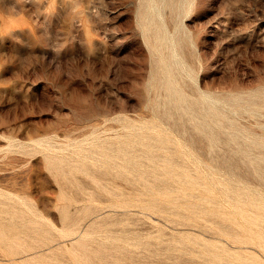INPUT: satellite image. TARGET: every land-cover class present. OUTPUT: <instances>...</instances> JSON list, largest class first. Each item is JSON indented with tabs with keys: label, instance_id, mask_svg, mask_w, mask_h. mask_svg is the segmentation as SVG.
Segmentation results:
<instances>
[{
	"label": "rangeland",
	"instance_id": "1",
	"mask_svg": "<svg viewBox=\"0 0 264 264\" xmlns=\"http://www.w3.org/2000/svg\"><path fill=\"white\" fill-rule=\"evenodd\" d=\"M0 264H264V0H0Z\"/></svg>",
	"mask_w": 264,
	"mask_h": 264
}]
</instances>
